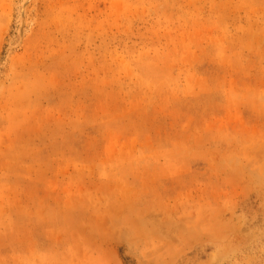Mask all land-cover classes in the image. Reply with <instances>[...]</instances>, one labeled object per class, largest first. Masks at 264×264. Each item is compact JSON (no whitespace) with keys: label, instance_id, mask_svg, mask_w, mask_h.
<instances>
[{"label":"rangeland","instance_id":"374dc122","mask_svg":"<svg viewBox=\"0 0 264 264\" xmlns=\"http://www.w3.org/2000/svg\"><path fill=\"white\" fill-rule=\"evenodd\" d=\"M0 264H264V0H0Z\"/></svg>","mask_w":264,"mask_h":264}]
</instances>
